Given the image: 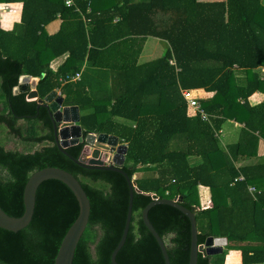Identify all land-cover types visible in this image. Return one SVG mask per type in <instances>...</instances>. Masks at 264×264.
Returning a JSON list of instances; mask_svg holds the SVG:
<instances>
[{
    "label": "trees",
    "instance_id": "trees-1",
    "mask_svg": "<svg viewBox=\"0 0 264 264\" xmlns=\"http://www.w3.org/2000/svg\"><path fill=\"white\" fill-rule=\"evenodd\" d=\"M16 4L21 19L13 28H5L12 16L5 27L0 19V128L7 134L0 140V206L22 216L24 189L34 172L48 166L69 171L91 202L73 264H114L127 219L129 177L136 182L133 214L119 264H166L142 218L153 194L181 196L196 213L199 244L211 236L228 239L222 253L200 252L198 264H226L233 249L241 250L243 264H264V156L255 160L264 142V99L250 101L264 93V0H74L71 6L65 0H0V12ZM58 19L59 29L46 33ZM148 37L166 41L167 48L163 56L140 62ZM64 55L54 68L52 62ZM76 72H82L79 80L63 81ZM22 75L39 77V98L56 90L65 105L79 106L85 134H113L126 143L128 177L80 164L85 141L64 152L48 108L14 92ZM182 89L213 92L200 98L210 120L191 114ZM227 120L241 129L238 141L225 146ZM15 138L23 148L6 147ZM200 186L211 189L207 207L200 205ZM78 215L79 202L65 183L43 182L31 222L17 232L0 227V264H54ZM149 218L165 240L170 263L189 264V217L158 203ZM234 254L229 264L238 258Z\"/></svg>",
    "mask_w": 264,
    "mask_h": 264
},
{
    "label": "water",
    "instance_id": "water-1",
    "mask_svg": "<svg viewBox=\"0 0 264 264\" xmlns=\"http://www.w3.org/2000/svg\"><path fill=\"white\" fill-rule=\"evenodd\" d=\"M38 82L39 77L22 75L20 77L19 85L15 87L14 92L27 93V98L38 99L41 105L48 108L49 114L54 123L55 140L59 147L67 153L66 148L85 141L83 152L79 159H77L80 164L97 166L107 170H118L128 177L127 173L123 170L126 155L128 153V145L120 143L119 137L113 134H85L81 124L80 107L65 105L64 97L56 90L49 93L44 99L39 98L37 90ZM86 148H92V156L87 160L83 157ZM106 156L109 161L112 160L109 165L104 158ZM50 179L60 180L65 183L73 191L79 202V215L65 234L54 263L73 264L78 243L89 223L91 202L80 181L69 171L60 167L48 166L34 172L30 176L24 189V214L19 217L11 216L0 206V227L15 232L26 227L31 222L34 215L38 188L43 182ZM128 180L130 185L129 207L123 236L111 256L114 264H119L116 257L126 242L132 222L134 188L136 187V182L129 177ZM157 196L158 195L156 194L153 195L154 201L144 208L142 218L147 228L158 241L166 264L171 263L165 240L156 230L149 218L150 209L158 203L176 206L191 220L192 246L189 264H198L200 252L214 255L224 251V247L228 244V239L225 237L211 236L204 244H199L196 213L181 203V196H176L173 199L156 198Z\"/></svg>",
    "mask_w": 264,
    "mask_h": 264
},
{
    "label": "crops",
    "instance_id": "crops-1",
    "mask_svg": "<svg viewBox=\"0 0 264 264\" xmlns=\"http://www.w3.org/2000/svg\"><path fill=\"white\" fill-rule=\"evenodd\" d=\"M16 5H18V8L8 9L6 11L0 12V19H1V24H2L3 27H5L4 19L9 18L10 16H12L13 20L11 21V24L8 27H5L7 29L13 28L14 23L15 22H19L20 19H21V4H16ZM15 11H17V13H15ZM55 21H58V24H56V26L53 25V24H55ZM55 21L50 23L46 27V29H48L49 33H54V32H56L59 29L60 20L58 19V20H55ZM147 40H159L160 42L155 41L154 43H151V45H149V46H146V47L144 46L145 47V51H144V53L142 52V54H146L147 53L148 56L146 57L147 59H144L143 55L141 54L140 62H146V61L153 60L155 58L163 56V54H164V52H165V50L167 48V44L168 43L166 41L160 39V38L148 37V39H146V41ZM145 44H146V42H145ZM66 57H67V55H64L62 57H59V58L55 59L52 62L53 67L54 68H58L59 65L61 63H63V61L66 59ZM196 90H197L198 95H200V98H203V99L204 98H211L213 96V92H208V91H206L204 89H196ZM263 99H264V93L263 92H256L250 97V101H251L252 104L260 103ZM230 124L234 125L233 129L237 130L236 137H238V139H239V135H240V130L239 129H241V126H239V124L237 122H232ZM224 133H225V127L223 125L222 134H224ZM233 143H235V142H230V143L227 142V143H224V145L227 146V145L233 144ZM262 143H263V145L261 146L262 151L260 150L259 156H257L255 160H259V159L262 160L263 159L262 156H264V142H262ZM123 144H126V143H123ZM86 150H89V148H87ZM261 152H263L262 155H260ZM201 193H202V197H201ZM199 196H200L201 203H202L203 207H207L208 205L212 204V192H211V189L209 187L200 186V194H199ZM234 252H235V254H234ZM230 254L238 255L237 256L238 258H235L233 263H231V264H243L242 263V252H241V250L233 249V250H231ZM229 255H227V258H226V264H229L227 262Z\"/></svg>",
    "mask_w": 264,
    "mask_h": 264
},
{
    "label": "built area",
    "instance_id": "built-area-1",
    "mask_svg": "<svg viewBox=\"0 0 264 264\" xmlns=\"http://www.w3.org/2000/svg\"><path fill=\"white\" fill-rule=\"evenodd\" d=\"M66 4L71 6L74 4V0H65ZM170 63L172 65H176V60L175 58H171L170 59ZM82 76V72H76L75 74H72L70 77L68 76L67 78H64L65 80H63L64 82L67 81H75V80H79ZM182 95L185 98L188 107L190 109V112L192 115H197L199 114L204 120H210V115L205 111V109L202 107L201 103H200V95H198L197 90L196 89H182ZM112 160H108V157H106V162L107 164H111ZM244 179L243 176L237 178L236 180H241ZM249 190L251 192H255L256 188L254 186H249ZM155 195V194H154ZM157 198H159L157 196Z\"/></svg>",
    "mask_w": 264,
    "mask_h": 264
},
{
    "label": "rangeland",
    "instance_id": "rangeland-1",
    "mask_svg": "<svg viewBox=\"0 0 264 264\" xmlns=\"http://www.w3.org/2000/svg\"><path fill=\"white\" fill-rule=\"evenodd\" d=\"M11 18V16L9 17V19ZM54 22V21H53ZM56 24H58V21H55V24H53V25H55L56 26ZM46 33H49L48 32V29H46V31H45ZM155 41H158V42H160L159 40H147L146 41V44L144 45L145 47L146 46H149V45H151V43H154ZM145 47H144V50H143V53H144V51H145ZM163 52V51H162ZM143 55V58L144 59H147L146 57L148 56V54L146 53V54H142ZM232 122H234V121H231V120H227V122H226V124H224V127H225V133L224 134H222V136H221V141L223 142V143H230V142H236L237 140H238V137H236V135H237V130L235 129H233V126L234 125H231L230 123H232ZM240 126V125H239ZM4 128V127H3ZM1 129L0 128V140H5L6 139V132L4 131V129ZM240 130V129H239ZM5 144H6V147L7 148H15V147H19V148H23V146H21L20 144H18V142H17V138H15V139H9L7 142H5ZM263 145V143L262 144H260V150L262 151V148H261V146ZM87 149V148H86ZM91 153H92V148H89V150H86L85 151V153L83 154V157L87 160L90 156H92L91 155ZM263 154V152H261L260 153V155H262ZM107 157V156H106ZM106 157H104L105 158V160H106ZM146 173V175H149V174H151V173H149V171L147 170V172H145ZM142 174V172H138L137 173V175H135V177H137V176H139V175H141ZM134 177V178H135ZM154 195V194H153ZM200 197V196H199ZM201 197H202V193H201ZM157 198V197H156ZM200 205L203 207V205H202V203H201V199H200Z\"/></svg>",
    "mask_w": 264,
    "mask_h": 264
}]
</instances>
